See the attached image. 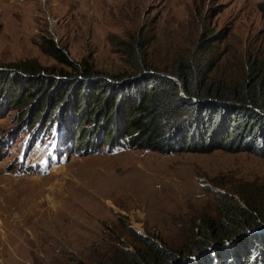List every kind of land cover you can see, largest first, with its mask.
I'll use <instances>...</instances> for the list:
<instances>
[{"label":"rangeland","instance_id":"374dc122","mask_svg":"<svg viewBox=\"0 0 264 264\" xmlns=\"http://www.w3.org/2000/svg\"><path fill=\"white\" fill-rule=\"evenodd\" d=\"M259 1L0 0V264L117 262L140 247L133 234L186 251L195 225L227 204L264 208V157L127 149L118 137L108 145L107 124L80 126L69 94L55 106V93L38 95L25 110L11 95L30 85L13 78L24 63L43 77L67 71L40 50L43 39L74 62L125 77L137 70L124 46L139 36L147 71H170L184 57L233 86L250 64L264 67Z\"/></svg>","mask_w":264,"mask_h":264},{"label":"trees","instance_id":"16d2710c","mask_svg":"<svg viewBox=\"0 0 264 264\" xmlns=\"http://www.w3.org/2000/svg\"><path fill=\"white\" fill-rule=\"evenodd\" d=\"M257 8L264 18V0ZM136 39L137 44H125L124 54L138 72L125 77H108L86 61L74 62L64 49L43 39L40 50L67 71L60 78L43 77L38 68L24 63L22 73L14 71L13 78L26 79L30 85L22 91L17 83L12 104L25 110L36 96L48 100L55 93V106L69 94L70 107L83 115L80 126L86 118L93 124H107L104 144L112 145L118 137L127 149L199 154L246 151L264 157V67L250 64L244 79L233 86L207 76L202 64L184 57L170 71H147L140 59V37ZM195 229V242L186 251L158 244L148 234H133L140 247L121 251L117 262L108 264H264V208L246 200L231 207L227 204L216 218H205Z\"/></svg>","mask_w":264,"mask_h":264}]
</instances>
